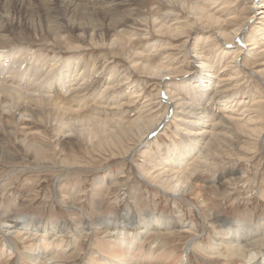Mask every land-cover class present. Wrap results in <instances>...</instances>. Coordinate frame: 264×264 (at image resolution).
Segmentation results:
<instances>
[{
    "label": "bare ground",
    "instance_id": "bare-ground-1",
    "mask_svg": "<svg viewBox=\"0 0 264 264\" xmlns=\"http://www.w3.org/2000/svg\"><path fill=\"white\" fill-rule=\"evenodd\" d=\"M138 3L154 14L151 21L143 14L136 15ZM15 14H18L16 20ZM12 23L27 34L49 36L50 40L44 38L46 42L57 46L62 41L68 55L53 51L52 55L37 53L24 46L25 43H12L11 47L0 49V112L8 124L10 111L15 110L16 119L23 125H29L31 119L54 123L56 137L68 142L76 134L92 145L115 147L117 143L122 146L123 139L127 142L136 138V145L126 149V158L131 159L135 150L143 157H150L152 161L144 160L149 163L147 168L137 169L138 177L174 199H182L193 189L205 190L193 178L201 169L212 166L215 156L246 161L258 141L264 142V90L257 84L258 94H249L246 99L247 91L240 88L238 79L242 75L241 65L254 74L250 75L251 80L264 79V0L243 3L241 0H34L33 5L23 0H0V37H4L8 24ZM142 23L145 28L150 25L155 33V40H148L144 46L133 41L141 34L133 27ZM53 44L51 48L55 50ZM89 47L118 54L120 58L121 54L125 55L129 64L140 68L142 73L166 82L175 78L176 84L163 83L154 97H147L141 89L134 88L126 74L123 81L127 89L118 90L120 79L116 66L112 65L106 70L101 88L93 94L95 103L102 105L99 107L102 109L84 110L83 91L97 69L94 59L85 63L83 52ZM172 50L183 53L182 60ZM109 58L106 61H112L113 56ZM188 65L195 70L189 72ZM123 99L129 104L141 101L134 118L126 119L123 111L120 112ZM215 99L219 113L215 111ZM153 103L163 105L164 110L155 113ZM114 107L120 111H112ZM171 123L178 140L172 138L167 144L152 140ZM19 143L31 153L32 159L43 156L49 147L36 135L30 138L24 135ZM61 145L69 149V143ZM75 162L36 166L32 170H74L79 166ZM237 172L216 180L220 183L217 187L212 179L207 190L227 192L228 188H223L225 184L246 177L243 172L233 177ZM104 180V174L100 175L96 192ZM188 206L201 216L195 204ZM64 208L78 211L83 217L82 225L73 229L65 221L29 214L9 215L6 221L0 216V264H75L72 254L83 249L78 245L79 238L94 234L95 229L98 237L92 238L82 264H191L189 257L194 249L209 258L218 256L225 264H264V249L258 259L254 249H250L241 253L243 258L232 260L242 249L255 248L264 241V218L249 222L220 217V228L209 243L202 245L197 240L195 222L183 223L179 209L168 215L152 210L137 214L126 209L117 217L96 219L92 228L89 217L78 206L69 204ZM182 229L195 234L184 242L179 252L166 246L165 237L145 242V237L152 233H174ZM95 238L102 242L99 250ZM229 246L235 249L227 255L224 250Z\"/></svg>",
    "mask_w": 264,
    "mask_h": 264
},
{
    "label": "rangeland",
    "instance_id": "rangeland-1",
    "mask_svg": "<svg viewBox=\"0 0 264 264\" xmlns=\"http://www.w3.org/2000/svg\"><path fill=\"white\" fill-rule=\"evenodd\" d=\"M23 1L28 2L29 5L34 4V0ZM243 2L244 0H241V3ZM135 9L136 15L140 16L143 14L149 21H151L154 14L151 11L148 13L142 4H136ZM12 16L14 17V15H11V17ZM16 16H18V14H15V17ZM15 17L14 19L16 20L17 17ZM149 26L150 25L145 28L142 23V25L133 27L136 32L141 33L137 37L133 38L136 45L144 46L148 40H155V38H153L155 37V33L152 31L151 26L150 28ZM7 27V33L5 32L4 37H0V49L2 47L9 48L12 43L20 45H24L25 43L24 46L31 47L32 50L35 49L37 53L41 52L43 54L52 55L53 52H56L61 53L64 56L68 55L67 51L63 48L62 41H60L57 46V44H53L52 42H46V39H51L47 35L33 36V34H27L22 28L14 23L8 24ZM144 33H146L147 37ZM147 33L149 34L147 35ZM66 35L70 36L71 34L67 32ZM45 37L46 39H44ZM70 37L72 39L71 41H74V38L72 36ZM52 44L54 45L55 50H52ZM245 49L247 48L245 47ZM172 51L173 55L177 57V59L182 60L183 53L178 54L177 50ZM83 55L84 60H86L85 63H88V61L90 62L93 59L97 63V69L93 73L86 89L83 91L86 99V106H84V110L89 108L102 109L99 108L102 105L99 106L95 103L93 94L97 89L101 88V84L104 82L106 77V70H108L112 65L116 66L117 79H120L121 82H118V85L120 86L117 87L118 90L127 89V85L125 86L123 81L125 80L124 78L126 74L129 76L130 80H128L132 81L134 88L141 89L143 94L147 97H154L153 95L158 92L163 83L167 85L168 82L169 86L174 85V83L176 84L175 78H173V80L171 78L166 82L165 80L161 81L159 77L157 78L149 74H147V76L145 73H142L140 68L135 69L132 65H130L127 58H125L126 56H123L122 54L121 58L120 55L117 54L119 56L118 58L116 54H106L103 49L89 47L85 49ZM112 56L113 58L111 59ZM106 58H109L114 62L110 60V62L106 61ZM240 68L242 75L238 78L240 79L239 86L242 90L247 91L245 94L246 99H248L250 95L256 94L257 88L255 89V87H257V84L261 90H264V79H255L254 77L255 81H253L249 77L250 75L254 76V74L250 72L249 68L244 67L243 65H241ZM187 70L189 72H193L195 68L188 65ZM180 77V75L179 77L177 76V78ZM227 94L231 93L228 92ZM122 101L124 104L121 108H119L121 111L115 107L111 110L114 111V109H117V111H123L122 114L126 119L134 118V116L137 115V108L140 107L141 101H137L134 104L126 103L124 99ZM152 101H155V99ZM214 101V106L216 107L215 111L217 113L219 105L217 99ZM151 106L153 111L155 109V113L156 110L157 113L164 110L163 105L161 106L153 103ZM175 110L178 111L180 109L176 108ZM29 122V125L21 124L20 121L16 119L15 110H11L10 123L8 124L4 113L0 112V185H2L0 216L4 221L14 214H29L45 220L51 219L65 221L73 227V229H75L82 225L83 217H81L78 211L67 210L64 208L65 205L73 204L84 211L90 219L91 227L95 228L96 225L94 221L96 219L105 216L117 217L126 209L135 211L137 214L146 210H152L167 215L173 214L177 209H179L181 211L182 219H184L183 223L195 222V231L199 234L197 240L200 244L204 245L212 240V236L216 230L220 228V222L218 221L220 217L221 219L230 217L238 218L249 222L257 218H264V142L262 140H260V142L258 141L255 151L249 154V160L239 161L235 160L233 157H226V155H221L220 157L215 156V161L213 163L214 166L212 165L208 168L201 169V171L197 172L193 178L195 183L203 185L205 190L193 189L194 192L191 190L190 192L185 193L182 196V199H174L173 197L167 196L158 188L149 186L146 181H143L138 177L137 171L140 167L147 168L149 166L148 162L152 161L150 157H143L137 150H135V154L133 153L131 159L126 158L127 151L136 145V138L132 137L131 140L127 139V142L126 139H123L126 144L123 142L121 146L117 143L115 147L113 146L114 148L105 144L97 145V147L86 140L83 141V139L76 134H73V139L70 142L66 139H64V141L61 138H57L54 123L52 124V122H49L47 119L41 122L36 121V119H31ZM221 127L222 126H220V128ZM174 129L175 126L171 123L163 131L157 132L155 139L152 138V140H157L162 144L169 143L172 138L178 140V138L174 136ZM43 132H46L47 134ZM24 135L27 138H30L32 135H36L40 140H44L47 144H49L45 154L32 159L31 153L20 147V138ZM59 135L62 136L61 133H59ZM44 138L47 139L45 140ZM62 142H67V145L69 143V149L66 145L68 150H66L65 145H61ZM56 143L58 145H56ZM99 146L103 148L101 149ZM154 148L155 147H153V149ZM69 153L74 155L71 156ZM71 159L76 160V162H74L79 165L74 170L73 168L63 172L60 169H52L53 171L50 169H40L39 171L32 170L36 166L41 167L49 164H58L57 166H60L61 164H74ZM146 159L148 162L144 161ZM80 167L82 168L78 169ZM18 168L24 169L19 170ZM232 171H238L240 173L243 172L246 177L241 180L236 179L237 181L234 179L230 182V184H225L223 188H228L225 193L220 190H215L213 191L214 193H211L207 190L209 189L208 186L212 179L216 181L220 180L222 176L224 178L231 177L230 172ZM238 172L234 174L233 177L238 176ZM102 174H104L105 182L100 186V190L96 192L95 188L98 185L97 181ZM215 183L216 184L214 186L216 187L220 184L217 183V181ZM220 187L222 188V185ZM190 203L197 206L201 216H198L190 209L188 206ZM211 224H213V226ZM97 230L98 229H95L94 234H83L79 238L78 245H80L83 249H80L72 254L73 257H71V260L74 262L76 261L75 264H82L84 262L86 253L89 251L92 238L98 237ZM185 230L186 229H182L174 233H168L166 231L161 232L160 234L152 233L147 236L148 238L145 237V242L150 243L155 237H165L163 240L166 246L170 247L175 252H179L184 242L191 235L193 236L195 234L193 231H189L187 233ZM94 242L96 244L95 247L98 248V250L101 249L102 242H100V239L95 238ZM263 242H259V245L257 244L255 248H251L249 246L247 247L248 249H242V251L239 252L240 254L234 253L235 258L234 254H230L234 258L232 260L237 261L238 259L243 258L242 254H245V251L250 249H254L256 252V259L260 258L264 249V244H262ZM233 249H235L233 246H229L228 250L225 248L224 251L228 255ZM189 259L191 264H225L224 259L222 260V258L218 256L209 258L204 254V252H200L197 249L193 250Z\"/></svg>",
    "mask_w": 264,
    "mask_h": 264
}]
</instances>
